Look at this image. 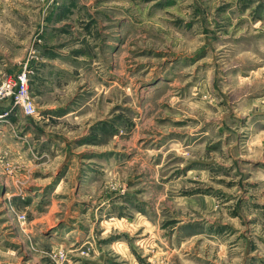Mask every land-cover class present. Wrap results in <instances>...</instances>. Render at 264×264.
I'll return each instance as SVG.
<instances>
[{
    "label": "rangeland",
    "instance_id": "rangeland-1",
    "mask_svg": "<svg viewBox=\"0 0 264 264\" xmlns=\"http://www.w3.org/2000/svg\"><path fill=\"white\" fill-rule=\"evenodd\" d=\"M0 264H264V0H0Z\"/></svg>",
    "mask_w": 264,
    "mask_h": 264
},
{
    "label": "built area",
    "instance_id": "built-area-1",
    "mask_svg": "<svg viewBox=\"0 0 264 264\" xmlns=\"http://www.w3.org/2000/svg\"><path fill=\"white\" fill-rule=\"evenodd\" d=\"M26 74L14 75V80L4 84L0 90V99H12L14 104L28 117H34L35 109L27 93Z\"/></svg>",
    "mask_w": 264,
    "mask_h": 264
}]
</instances>
